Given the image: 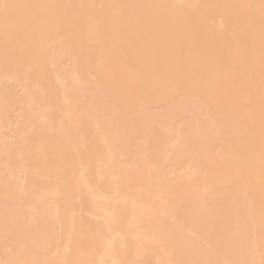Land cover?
I'll return each mask as SVG.
<instances>
[{"label": "bare ground", "instance_id": "obj_1", "mask_svg": "<svg viewBox=\"0 0 264 264\" xmlns=\"http://www.w3.org/2000/svg\"><path fill=\"white\" fill-rule=\"evenodd\" d=\"M0 264H264V0H0Z\"/></svg>", "mask_w": 264, "mask_h": 264}]
</instances>
